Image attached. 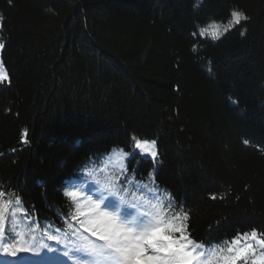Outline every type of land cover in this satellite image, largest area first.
Masks as SVG:
<instances>
[{"label": "trees", "instance_id": "1", "mask_svg": "<svg viewBox=\"0 0 264 264\" xmlns=\"http://www.w3.org/2000/svg\"><path fill=\"white\" fill-rule=\"evenodd\" d=\"M233 10L248 20L225 32ZM0 16V213L68 250L40 264H114L83 230L84 196L124 222L187 210L214 264L264 234V0H0ZM212 24L219 40L198 34Z\"/></svg>", "mask_w": 264, "mask_h": 264}, {"label": "snow or ice", "instance_id": "2", "mask_svg": "<svg viewBox=\"0 0 264 264\" xmlns=\"http://www.w3.org/2000/svg\"><path fill=\"white\" fill-rule=\"evenodd\" d=\"M2 20L3 17L0 16V21ZM247 20L248 17L243 11L233 10L231 11V23L225 26L224 31H228L235 25H241L242 21ZM2 26L0 24V27ZM198 34L200 36L210 35L212 39L219 40L220 26L212 24L211 29L201 28ZM193 35L197 33L194 32ZM241 35H244L242 29ZM4 48L5 45L0 43V50ZM5 81L10 83L8 74L2 71V65H0V82ZM132 140L135 148L147 149V155L152 158L153 164L159 163L155 139L149 141L133 136ZM127 155L128 153H125V156ZM3 195L4 192L0 191V196ZM67 195H74V193H67ZM210 198L216 200L217 196L213 194ZM99 209L100 205L95 204L90 213L83 214L87 217L83 230L104 242L100 254L111 257L114 264H214V260L201 259L205 255L204 245L192 238L189 230L190 215L183 208L177 207L170 218L157 219L155 223L149 221L147 214L124 222L120 218L119 210L116 213H109ZM48 231L51 232V229ZM47 239L56 240L57 244L60 243L56 235H47ZM241 240L255 243H245L240 248L227 247V253L234 254L222 256V264H238L239 261L249 264L250 257V264H264V234H258L255 229H252L234 238L232 244L239 245ZM256 244L261 248L259 255H257ZM83 247L94 253L96 251L88 248L87 245ZM217 247L221 252L225 251L223 247ZM43 249H47V252L42 257ZM61 251L64 255H68L67 249L53 247L44 242L43 236L40 239L34 236L25 237L14 227L6 228L4 216L0 213V253L5 257L13 258L8 264H40L41 260L49 258V254ZM76 254L73 252V255ZM215 255L213 251V256Z\"/></svg>", "mask_w": 264, "mask_h": 264}, {"label": "rangeland", "instance_id": "3", "mask_svg": "<svg viewBox=\"0 0 264 264\" xmlns=\"http://www.w3.org/2000/svg\"><path fill=\"white\" fill-rule=\"evenodd\" d=\"M210 29H211V27H210ZM220 29H221V26H220ZM1 54H2V50H0V65H2ZM2 71L6 72L3 65H2ZM135 150L137 152L141 153L143 156L150 157L147 155V149L142 150V149L135 148ZM128 156H129V154L127 156H125V152H123V151H114L107 159V166L122 167ZM83 203H85L86 206L91 210L95 207V204H98L97 199L94 196H89V197L84 196L83 197ZM99 210L109 212L108 210H106L102 206H100ZM245 243H255V242L254 241L241 240V243L239 245H233V246H234V248H240V247H243ZM256 250L259 253L261 251V248L258 244H256ZM101 263H104V262L102 261Z\"/></svg>", "mask_w": 264, "mask_h": 264}]
</instances>
